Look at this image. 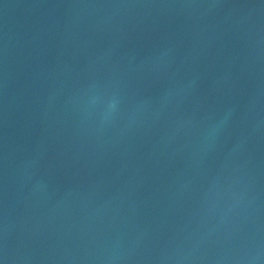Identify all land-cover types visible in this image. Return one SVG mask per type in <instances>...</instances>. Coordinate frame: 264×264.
I'll return each instance as SVG.
<instances>
[{
    "label": "water",
    "instance_id": "obj_1",
    "mask_svg": "<svg viewBox=\"0 0 264 264\" xmlns=\"http://www.w3.org/2000/svg\"><path fill=\"white\" fill-rule=\"evenodd\" d=\"M0 264H264V0H0Z\"/></svg>",
    "mask_w": 264,
    "mask_h": 264
}]
</instances>
